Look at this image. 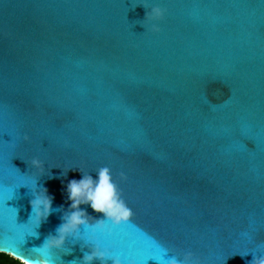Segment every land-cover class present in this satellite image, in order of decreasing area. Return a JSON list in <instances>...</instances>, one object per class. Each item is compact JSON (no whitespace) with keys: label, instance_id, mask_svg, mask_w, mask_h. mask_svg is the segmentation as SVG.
Returning a JSON list of instances; mask_svg holds the SVG:
<instances>
[{"label":"water","instance_id":"1","mask_svg":"<svg viewBox=\"0 0 264 264\" xmlns=\"http://www.w3.org/2000/svg\"><path fill=\"white\" fill-rule=\"evenodd\" d=\"M105 167L132 215L79 227L101 249L264 257V0H0V253L79 264L83 239L36 247L62 222L68 181ZM35 180L53 197L38 227Z\"/></svg>","mask_w":264,"mask_h":264},{"label":"clouds","instance_id":"2","mask_svg":"<svg viewBox=\"0 0 264 264\" xmlns=\"http://www.w3.org/2000/svg\"><path fill=\"white\" fill-rule=\"evenodd\" d=\"M152 14L159 16L161 15V10L158 8L146 9L144 19ZM32 166L38 169L43 168L42 163L35 159L32 161ZM36 181L29 187L33 197L29 201L32 209V215L29 221L31 220L35 227H38L52 212L53 197L48 193L47 188L42 185L38 187ZM66 193L67 201H70V203L68 204L67 210H64L62 206L58 209L63 211V215L61 217V224L55 230L56 234H50L42 246L36 247V250L42 253V255H48L52 249L62 248L65 239L72 237L74 242L77 239H83L85 244L90 245L89 247L91 248L90 252L83 253L79 264H91L93 260H99L101 264H107L108 261L111 264H149V261H152L153 264H178L175 258L168 257L166 251L160 256L149 255L142 260L134 256L122 259L120 256L113 255L107 248L101 249L99 242L95 240L94 236H86L84 233L81 234L79 232L81 225L84 227V232L91 231L95 233L97 230L104 232L105 218L110 220L113 225H119L122 222H128L132 215L131 210L120 198L108 168H101L96 173L95 179L89 174L85 175L82 173V177L79 180H69L66 185ZM83 204H87L93 212L102 213L103 216L97 218L91 217L85 209L80 207ZM90 217L96 221L95 224H90ZM108 231L110 233V229ZM30 235L38 238V233L34 230ZM190 257V253L185 256V264H189ZM14 258L18 259L20 264H31L28 259L21 257ZM75 262L73 260L71 264H75ZM37 264H52V261L41 258ZM252 264H264V257L259 259L254 258Z\"/></svg>","mask_w":264,"mask_h":264},{"label":"trees","instance_id":"3","mask_svg":"<svg viewBox=\"0 0 264 264\" xmlns=\"http://www.w3.org/2000/svg\"><path fill=\"white\" fill-rule=\"evenodd\" d=\"M0 264H20V262L6 254L0 253Z\"/></svg>","mask_w":264,"mask_h":264}]
</instances>
